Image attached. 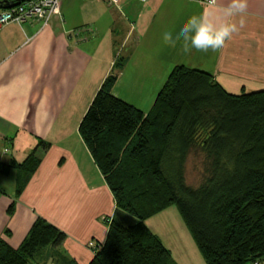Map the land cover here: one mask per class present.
Instances as JSON below:
<instances>
[{"label": "crops", "instance_id": "0c3cea01", "mask_svg": "<svg viewBox=\"0 0 264 264\" xmlns=\"http://www.w3.org/2000/svg\"><path fill=\"white\" fill-rule=\"evenodd\" d=\"M247 3L243 27L215 52L185 54L180 44L171 47L162 40L166 31L175 34L207 6L200 0H121L119 5L62 0V16L48 24L30 18L2 25L0 241L17 247L34 222L45 219L64 232V239L38 250L31 262L88 264L107 238V218L119 215L118 220L135 223V216L117 206L80 134L89 105L105 78L116 72L113 93L148 111L152 96L136 81L145 79L137 72L141 59L162 70L156 91L177 64L207 71L230 93L264 89V0ZM118 56L120 70L113 66ZM32 154L40 161L29 173L19 164ZM187 251L189 261L179 257L176 263L205 264L193 241Z\"/></svg>", "mask_w": 264, "mask_h": 264}, {"label": "trees", "instance_id": "16d2710c", "mask_svg": "<svg viewBox=\"0 0 264 264\" xmlns=\"http://www.w3.org/2000/svg\"><path fill=\"white\" fill-rule=\"evenodd\" d=\"M7 9L0 5V11ZM113 66L123 68L119 57ZM119 74L103 81L79 126L117 206L137 218L108 219L107 238L88 264H178L146 220L177 204L207 264L264 261V89L230 93L207 71L177 64L144 111L116 96ZM204 178L187 183L191 157ZM39 158L19 166L32 173ZM64 232L38 218L0 264H33Z\"/></svg>", "mask_w": 264, "mask_h": 264}, {"label": "clouds", "instance_id": "9594fccd", "mask_svg": "<svg viewBox=\"0 0 264 264\" xmlns=\"http://www.w3.org/2000/svg\"><path fill=\"white\" fill-rule=\"evenodd\" d=\"M247 7V0H229L226 5L220 4L219 0H207V6L199 14L190 16L178 32L166 31L163 43L171 47L180 44L185 54L192 49L219 51L243 27ZM218 13L222 14L223 20ZM234 17H241L239 24L231 21Z\"/></svg>", "mask_w": 264, "mask_h": 264}, {"label": "rangeland", "instance_id": "374dc122", "mask_svg": "<svg viewBox=\"0 0 264 264\" xmlns=\"http://www.w3.org/2000/svg\"><path fill=\"white\" fill-rule=\"evenodd\" d=\"M106 2V1H104ZM62 8V7H61ZM114 8V6H112ZM122 12H125V10H121ZM56 16V15H54ZM59 16H62V11ZM16 22V21H15ZM24 22V21H22ZM18 22L17 23H22ZM10 23V22H9ZM7 24V23H6ZM92 46V45H91ZM105 48V47H103ZM117 52H115L116 55ZM123 54H126V49L123 50ZM198 54V53H197ZM199 55V54H198ZM119 57V56H118ZM117 57V58H118ZM116 58V59H117ZM139 68L137 72L144 73L145 79H141L138 77L136 80L139 84H145V91L148 93L149 96H152V101H148V109H150L156 99V96L159 92V90H155L156 84L160 83V79H158V76H161L162 70L159 73L158 70L153 66L155 63L152 60H146L141 59L138 60ZM153 68V69H152ZM194 68V67H193ZM156 69V70H154ZM199 69V68H198ZM154 70V71H153ZM150 72V73H148ZM202 156H193L190 158L187 169L185 171V177L188 184L192 186H198L202 179L204 178V172L201 168L202 164ZM119 215L116 216V219H118ZM126 225H130V222L128 220H123ZM148 227L157 234L163 242L166 243L167 246H169L170 249L173 251V258L179 257L182 260H188V242L193 241L194 244L197 247V244L187 228L184 218L181 215V212L177 206V204H172L171 206L167 207L164 211L152 216L151 218L147 219ZM170 237V238H169ZM168 248V247H167ZM198 249V247H197ZM198 252L202 258V260L205 259L202 256L200 250L198 249ZM194 259V258H193ZM189 264V263H187ZM197 264V263H196ZM205 264H207L205 262Z\"/></svg>", "mask_w": 264, "mask_h": 264}, {"label": "built area", "instance_id": "2783aa9c", "mask_svg": "<svg viewBox=\"0 0 264 264\" xmlns=\"http://www.w3.org/2000/svg\"><path fill=\"white\" fill-rule=\"evenodd\" d=\"M104 1L112 5H119L121 0ZM200 1L207 2V0ZM61 7L62 0H26L14 7L0 11V27L9 22H22L30 18H36L44 24H48L54 15L61 14Z\"/></svg>", "mask_w": 264, "mask_h": 264}, {"label": "water", "instance_id": "95a60500", "mask_svg": "<svg viewBox=\"0 0 264 264\" xmlns=\"http://www.w3.org/2000/svg\"><path fill=\"white\" fill-rule=\"evenodd\" d=\"M26 0H0V5L6 6L7 8L14 7Z\"/></svg>", "mask_w": 264, "mask_h": 264}]
</instances>
